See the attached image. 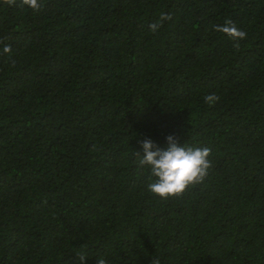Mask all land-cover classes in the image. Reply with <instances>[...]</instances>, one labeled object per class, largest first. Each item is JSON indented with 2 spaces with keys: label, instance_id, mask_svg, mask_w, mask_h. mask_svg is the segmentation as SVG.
Listing matches in <instances>:
<instances>
[{
  "label": "trees",
  "instance_id": "1",
  "mask_svg": "<svg viewBox=\"0 0 264 264\" xmlns=\"http://www.w3.org/2000/svg\"><path fill=\"white\" fill-rule=\"evenodd\" d=\"M41 3L0 0V264H264V0ZM169 135L212 167L162 200Z\"/></svg>",
  "mask_w": 264,
  "mask_h": 264
},
{
  "label": "clouds",
  "instance_id": "2",
  "mask_svg": "<svg viewBox=\"0 0 264 264\" xmlns=\"http://www.w3.org/2000/svg\"><path fill=\"white\" fill-rule=\"evenodd\" d=\"M5 5L27 7L34 12L42 8L41 0H2ZM172 19L171 14H161L157 21L148 25L149 30L156 32L163 24ZM215 31L225 34L234 43V48H239V41L246 38V32L237 28L231 19H226L223 25L215 26ZM0 44L3 40L0 39ZM3 52H11V46L4 44ZM14 63V62H13ZM220 97L216 94H209L204 100L210 106L215 104ZM143 149V156L140 157L139 165L147 166L149 169V183L147 191L162 200L179 198L190 187L204 182L212 167L209 156L211 149L207 147H192L180 142L179 137L169 135L166 137V147L159 148L150 140L140 141ZM155 149V150H153ZM80 264L86 259L85 252L77 254ZM96 264H106L103 258L97 259ZM149 264H160L159 258H152Z\"/></svg>",
  "mask_w": 264,
  "mask_h": 264
}]
</instances>
